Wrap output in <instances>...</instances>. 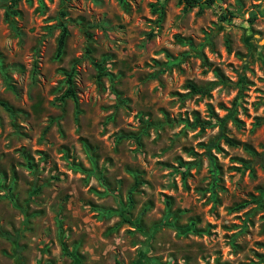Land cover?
Returning <instances> with one entry per match:
<instances>
[{"label":"rangeland","instance_id":"374dc122","mask_svg":"<svg viewBox=\"0 0 264 264\" xmlns=\"http://www.w3.org/2000/svg\"><path fill=\"white\" fill-rule=\"evenodd\" d=\"M263 117L264 0H0V264H264Z\"/></svg>","mask_w":264,"mask_h":264},{"label":"trees","instance_id":"16d2710c","mask_svg":"<svg viewBox=\"0 0 264 264\" xmlns=\"http://www.w3.org/2000/svg\"><path fill=\"white\" fill-rule=\"evenodd\" d=\"M16 1L17 0H10L11 4H15ZM177 1L179 4L182 5L183 10H188L190 8H193V7H201V5H203V4L210 5V4L215 2V0H177ZM231 16H232V13L228 10H225V12L222 13L220 17L222 19H230ZM250 20H253V17H250ZM65 35H66L65 26L61 25L60 32H59V35H58L57 40H56V54L57 55L61 52V50L63 48ZM94 65L96 66L97 69H99V65L97 63H94ZM70 77H71V72L66 73L65 80L67 83V87H66V90L63 92L62 97H70L75 102L76 97H75L74 91L71 87ZM238 82H239L238 85H240V87H241L242 77H240L238 79ZM189 87H190L192 93L204 94L206 92V88L196 87L192 84H189ZM1 105L5 106L4 103H2V102H1ZM211 121H213V122L219 121V118L212 111L209 112L208 119H204V120H200L198 118L194 119L195 125L199 126L200 128H203L206 125L211 124L212 123ZM260 121L264 123V117ZM225 139H226V141H228L227 138H225ZM260 191L264 194L263 189H261Z\"/></svg>","mask_w":264,"mask_h":264},{"label":"water","instance_id":"95a60500","mask_svg":"<svg viewBox=\"0 0 264 264\" xmlns=\"http://www.w3.org/2000/svg\"><path fill=\"white\" fill-rule=\"evenodd\" d=\"M259 162V157L258 156H254V160H253V164H255V163H258Z\"/></svg>","mask_w":264,"mask_h":264}]
</instances>
